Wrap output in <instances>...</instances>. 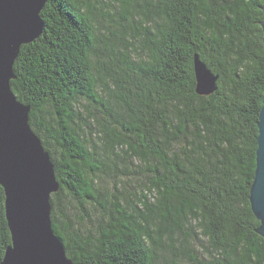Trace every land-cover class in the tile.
I'll return each instance as SVG.
<instances>
[{
    "label": "trees",
    "instance_id": "obj_1",
    "mask_svg": "<svg viewBox=\"0 0 264 264\" xmlns=\"http://www.w3.org/2000/svg\"><path fill=\"white\" fill-rule=\"evenodd\" d=\"M262 8L46 1L10 86L54 166L51 224L72 264H264L249 203ZM194 55L211 95L195 91ZM10 245L0 187V262Z\"/></svg>",
    "mask_w": 264,
    "mask_h": 264
},
{
    "label": "water",
    "instance_id": "obj_2",
    "mask_svg": "<svg viewBox=\"0 0 264 264\" xmlns=\"http://www.w3.org/2000/svg\"><path fill=\"white\" fill-rule=\"evenodd\" d=\"M47 0H0V187L11 245L0 264H72L51 224V195L59 189L54 166L29 125L30 108L11 90L13 64L22 45L43 29L40 12ZM264 16V8L261 9ZM264 48V20L261 23ZM195 91L208 96L214 76L193 56ZM255 172L249 191L250 209L264 239V95L257 121Z\"/></svg>",
    "mask_w": 264,
    "mask_h": 264
},
{
    "label": "rangeland",
    "instance_id": "obj_3",
    "mask_svg": "<svg viewBox=\"0 0 264 264\" xmlns=\"http://www.w3.org/2000/svg\"><path fill=\"white\" fill-rule=\"evenodd\" d=\"M110 192V191H109ZM103 197H106V199L107 200H109V196H107V195H104V194H102V196H100V200L103 198ZM97 198H99V196L97 195ZM92 234H93V232H92Z\"/></svg>",
    "mask_w": 264,
    "mask_h": 264
}]
</instances>
